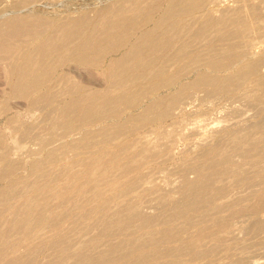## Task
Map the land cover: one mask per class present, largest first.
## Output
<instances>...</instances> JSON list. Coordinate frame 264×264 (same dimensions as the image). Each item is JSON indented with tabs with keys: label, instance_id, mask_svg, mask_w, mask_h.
<instances>
[{
	"label": "bare ground",
	"instance_id": "obj_1",
	"mask_svg": "<svg viewBox=\"0 0 264 264\" xmlns=\"http://www.w3.org/2000/svg\"><path fill=\"white\" fill-rule=\"evenodd\" d=\"M9 1L0 0V264H264V145L252 141L264 128V48L252 36L264 29L252 27L264 3L125 0L141 11L166 5L152 28L126 36L119 17L73 31L57 22L74 8L65 2ZM89 70L101 74L98 88L84 83ZM12 98L28 111L50 108L40 115L47 135L24 155L29 130L10 127L19 121L8 115ZM244 105L256 120L242 125ZM207 113L241 126L206 130L198 160L163 191L150 174L144 183L140 159L171 158L175 139L132 156V144L108 148L123 133L111 127H124L108 118L152 124ZM44 252L49 260H38Z\"/></svg>",
	"mask_w": 264,
	"mask_h": 264
},
{
	"label": "rangeland",
	"instance_id": "obj_2",
	"mask_svg": "<svg viewBox=\"0 0 264 264\" xmlns=\"http://www.w3.org/2000/svg\"><path fill=\"white\" fill-rule=\"evenodd\" d=\"M231 1L233 2L235 0H228L227 1V3L230 6H232V4L234 5V3H235V2L232 3ZM251 1L254 3L255 0L254 1L251 0ZM257 1L258 0L255 1V5L259 4ZM260 1H262L260 4L264 3V0H260ZM5 2L9 5L12 3L9 0H5ZM25 2L30 3L31 5L35 4V3H39V4L47 3V4L57 5L60 2H65L70 7H74L73 9H71L70 13L68 14V16L66 18L62 17V19H60V20L58 19V21H57L60 25H66V24L68 25L69 23H72L73 25H70V26L72 27L71 30H73V31L74 30L75 31L81 30L85 24L88 25L89 27H91V25L87 24V22H89V23L97 22L98 23L97 25H99V30H102V25L104 24L103 22H106L112 18L119 17L123 21V24L120 26V28L117 31L119 33H124L126 36H130L133 33L138 32L140 29L145 28L146 25H147V27L152 28L153 22L150 21V18H152V14L156 15V14L162 12L163 9L166 7L164 2H159V3L149 2L147 5H145V10L141 11L137 8V6L133 5L132 3H127V1H125V0H110L108 2H102L100 4H98L99 0H26ZM247 2H248V0H247ZM252 2L250 4H253ZM73 5H75V6H73ZM235 5H236V3H235ZM259 5H258V7H259ZM262 5H264V4H262ZM262 5L260 6V9L264 8V6H262ZM79 6H84V7L78 8ZM90 6H92V7L85 9L87 7H90ZM150 15H151V17H149ZM262 16H263V14H262ZM180 18H182V16H175V20L180 19ZM254 20H256V19H254ZM260 20H262L264 22V17H261V18L259 17L254 23L252 20V23L255 26H252V25L251 26L257 27L256 26V24H258L257 22H259L258 26L260 24L262 26H264L263 25L264 23L262 24V21H260ZM255 32H257V31H255ZM255 32H254V35L252 33L253 39L255 40L256 43H258L259 46L264 48V33H262V32H264V29H261V33H259V34H258V32L257 33H255ZM157 33H159V32H157ZM159 34H161V33H159ZM72 67H74L73 68L74 70L75 69L79 70V68L77 69L75 65L74 66L72 65ZM2 68L3 67L0 66V70H1L0 71V86H1L0 92L4 88V81H3L4 78L2 77L3 76L2 74L4 72H3ZM88 72H89V75L86 76V79L84 81V83L86 85H89L93 88H98L100 83L101 84L104 83L100 73H98L96 71H91V70H89ZM160 93L165 94L166 92L161 91ZM196 95L200 96L199 93H197ZM199 96H197V98H194L196 101H194L195 103L193 102V106L188 108V110L186 111L187 114H190L191 112H193V113L197 112L199 104H200V101H197ZM12 99H14V98H12ZM12 99H10V101H8L6 103L7 104L6 106L10 107V111L8 112V115L9 114L11 116L16 115L19 118V121L12 123L10 125V127L13 125L17 129H19L18 130L19 133H21L20 130H23V131L29 130L28 131L29 137H28V139L25 138V140H27V141H25L24 139L22 141V145L24 146V148L22 146V151H23L22 154L24 155V152L26 151V149L27 150H29L31 148L36 149L35 147H38L36 144L37 141H35L36 140L35 137L38 138L40 135L41 136L47 135L48 130L46 128V126H47L46 122H45L46 120L45 121L43 120V118H45L44 116H46V114L44 116H40V115H42L43 113H47L48 110H50V108L46 107L44 109V108L38 107V108H34L35 110L30 109L31 111H28L27 108H29V107H27V106L29 105L28 104L29 102L27 103V101L23 100V99L19 100V98L18 99L16 98V100L15 99L12 100ZM24 106H25V108H24ZM195 107L197 108V110ZM243 107H245V108L247 107V110L251 108V110L253 112L252 107H249L247 105H244ZM42 110H44V112ZM245 110H242L243 113ZM251 110H248L247 113L245 112L244 114H242L241 117L238 118L239 120H243L247 117L246 118L247 120L245 119V121L242 122V125H244V123L246 124V122L248 124L251 121L256 120V118H253L254 113H252ZM138 111L139 110H134V113L137 114ZM30 113L32 114V116ZM251 113H252V115H251ZM246 114H248V115H246ZM216 115L217 114H215L214 116H213V114L212 115H209L208 113L204 114L205 119L203 118L202 115L195 116V114H193V116H188V117L186 116L185 118L184 117H175V116L172 117L171 116V117L163 118L162 120L156 121V123L153 122L152 124L151 123L150 124L144 123L142 121H138L137 123H135L133 121L126 122L124 116L118 117L116 119L108 118L105 121L106 125H118V124L124 125V127L122 129L116 128V127H111L114 130L122 131L123 133H121L119 135V137H121L120 141H116V140H114L113 142L110 141L108 143V148L109 149L111 148V150H113V151H115V150L118 151L119 148H121L123 146H124L123 148H125L126 145L132 144L133 146L132 145L131 146L133 149H131L130 147H127L128 151L126 150L124 153V155H127L129 152L132 156V154H134L137 150H138V152H136V154L139 153V151H140L139 149L142 150L146 146H147L146 148L149 147L152 150L156 149V151H158L159 146H161V142H164L165 139H167V138L175 139L174 140L175 146L173 144L174 148L172 147L173 158H172V156H171V158H167V157H163V156L161 157L160 155L154 154V155H151L150 157L148 156V157L140 159L141 162L143 163V165H142V168L139 169V171H138L139 176L140 177L142 176L141 178L144 179L150 174L147 178L148 179L151 178L150 180L144 179L143 180L144 183H145V180H148V182L152 181L151 185H156L163 191L164 189L171 187L173 184H176L178 182L180 177L184 173H186V171H188V164L189 163H193L194 161L198 160L197 159L198 158L197 153L200 152V149H198L197 146L199 144H197V143L202 142L201 141L202 136H203V139L206 136H208L207 131L209 130V128H211V129L208 131L209 132L208 134L211 133L212 128H214L213 130H215L216 128H220V126H221V128L225 127L223 132L225 134H227L228 131L229 132H231L230 130L234 131L236 129H239L241 126V124H240V126L236 125V127L231 126V123L233 122L232 119H234V118H231L232 116L225 118L224 115L223 116L219 115V114L217 116ZM215 116H216L217 121L214 119V121H216V122H214L212 120L213 124L209 125V123H211V119H213V117L215 118ZM248 116L249 117L253 116V117L248 119L249 118ZM197 117H200V119H202L201 122H203L202 124L204 126L200 124L201 123V122H199L200 119H197ZM208 118H210V122H209ZM197 120H199V121H197ZM218 120H219V123H218ZM236 120H237V118H236ZM183 121L186 124L188 123V125L185 127L186 129L184 128V126L186 124L183 125V123H184ZM195 122H198V125L200 124V126H198L197 123L195 124ZM1 123H2V120L0 121V124ZM19 123H21V125H19ZM229 123H230V127L228 125ZM16 125L17 126L19 125L18 126L19 128ZM227 125H228V127H226ZM197 127H200V128L197 129ZM204 127H205V131L202 130V129H204ZM26 128H28V129H26ZM8 131H7V134L9 133ZM203 131L206 134H204ZM35 132L37 133V136L35 135L36 134ZM201 132H203V134H201ZM225 134L223 136H225ZM199 138L201 140H199ZM255 139H258V141L261 142L260 145H262V146L264 145V128L263 127H261L260 129H257L254 132V135L252 137V141H254ZM124 140L126 142H124ZM143 140H144V142H143ZM198 140H199V142H198ZM140 141L143 143L142 145H141ZM115 142L118 144H116ZM32 143H33V145H32ZM111 143L112 144L115 143L116 145L113 144V146H112ZM10 144L13 145L12 142ZM138 144H140L141 147H135V145L138 146ZM28 145H31V146L28 147ZM103 145L104 144H102L101 146H103ZM104 146L107 147V143ZM115 146H118V147H115ZM26 147H28L29 149ZM188 147L191 150H189ZM146 174H147V176H146ZM143 175H145L146 177L145 176L143 177ZM189 175H191V174H189ZM191 177H192V175H191ZM144 186L145 185H142V187H144ZM46 254L48 255L49 252H44V253L40 254L38 256V260L42 261L44 259L45 261H48L49 258L48 259L43 258L44 256L48 257V256H46Z\"/></svg>",
	"mask_w": 264,
	"mask_h": 264
}]
</instances>
